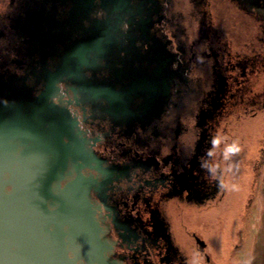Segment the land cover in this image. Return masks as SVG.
I'll return each instance as SVG.
<instances>
[{"label":"flooded vegetation","instance_id":"af4514ba","mask_svg":"<svg viewBox=\"0 0 264 264\" xmlns=\"http://www.w3.org/2000/svg\"><path fill=\"white\" fill-rule=\"evenodd\" d=\"M120 4L0 0V84L21 82L26 97L68 113L79 155L59 188L80 174L89 180L106 260L93 264H244L246 234L229 245L209 212L239 195L235 171L252 157L264 121V0ZM1 90L6 113L18 96ZM52 201L32 215L21 243L0 239V264H92ZM39 227L40 243L46 232L56 236L43 255L30 242Z\"/></svg>","mask_w":264,"mask_h":264},{"label":"water","instance_id":"95a60500","mask_svg":"<svg viewBox=\"0 0 264 264\" xmlns=\"http://www.w3.org/2000/svg\"><path fill=\"white\" fill-rule=\"evenodd\" d=\"M123 1L105 0V3L107 7L117 8ZM10 82L14 81L0 84V92L5 87L8 96H18V99L6 100V113H3L5 107H0V147L4 144L0 148V239H8L12 244L22 241L20 233H27L28 227L35 222L32 215L45 206V199H53V205L62 208L55 211L54 216L60 221L65 217L70 226V239L81 246L82 255L89 263H106L96 248L99 230L88 198L89 180L80 174V178L59 188L69 160H75L79 155V149L71 142L73 128L65 115L68 113L58 105L54 108L44 99L26 97L32 93L25 84ZM3 129L7 134H3ZM67 137L70 138L68 142L65 141ZM5 172L8 178L2 181ZM84 182L87 183L85 186ZM8 186L11 189L6 191ZM54 187H58L57 192ZM36 231H40V236H32L30 240L37 239L38 242H30L39 244V254H46L54 247L56 236L46 232L47 240L40 243L44 229L35 228Z\"/></svg>","mask_w":264,"mask_h":264},{"label":"rangeland","instance_id":"374dc122","mask_svg":"<svg viewBox=\"0 0 264 264\" xmlns=\"http://www.w3.org/2000/svg\"><path fill=\"white\" fill-rule=\"evenodd\" d=\"M261 121L263 123L259 125L257 140L256 135H253V140L257 142L255 141L256 144L249 153L252 155L251 160L247 159V163L239 166L235 171L238 190H240L239 195L237 198L231 199L229 204L221 205L219 209L209 212L216 229L220 231L223 228L228 233L229 245H233L238 240L239 233L246 234V247L243 252L244 264H264V165L260 167L258 178L261 183V191L254 197L253 204L250 203V196L257 188V186L254 187L256 168L254 165L252 166V161L258 157L261 148L260 142L264 141L261 140L264 134V121ZM256 124L258 125V123ZM241 136L243 137L242 132ZM230 184L237 185V182L234 180ZM231 260V264H237V260L234 258Z\"/></svg>","mask_w":264,"mask_h":264}]
</instances>
